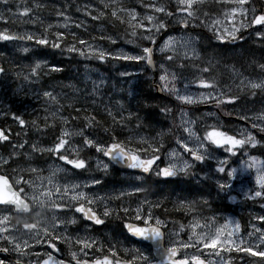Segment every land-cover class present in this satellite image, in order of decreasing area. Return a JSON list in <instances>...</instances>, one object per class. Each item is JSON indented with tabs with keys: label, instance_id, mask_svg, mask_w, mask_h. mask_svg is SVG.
Returning a JSON list of instances; mask_svg holds the SVG:
<instances>
[{
	"label": "snow or ice",
	"instance_id": "6c2138e0",
	"mask_svg": "<svg viewBox=\"0 0 264 264\" xmlns=\"http://www.w3.org/2000/svg\"><path fill=\"white\" fill-rule=\"evenodd\" d=\"M45 6L33 0L30 6L17 3L13 10L8 0H0V21L40 24L39 29L0 30V42L15 47V54L0 50V88L7 91L12 81V92L19 94L21 82L41 85L37 99L45 113L41 122L38 114L26 120L10 109L0 111V117L10 116L18 126L19 138L12 140L11 125L0 127V264H264V214H251L260 226L249 223L247 237L237 220L224 218L221 224L215 213L203 219L194 215L197 205L210 208L215 200L227 208L224 202H235L237 197L264 213V54L248 61V68L254 65L257 70L255 75L225 64L230 79L221 84L213 71L218 61L199 47L201 34L194 31L203 25L212 33L210 39L221 44L254 36L264 52V0H140L143 11L118 0H100L77 11L122 30L89 38L60 30L70 20L61 8L55 15L64 22L52 31L53 25L45 24L34 11ZM170 22L178 25L172 34L167 33ZM73 23L88 30L84 21ZM161 32L165 36L158 39ZM97 40L107 41L109 47ZM18 54L27 55L18 56L20 63L9 59ZM56 54H76L118 70L121 97L109 101L118 110L101 104L103 114L98 115L85 106L97 104L103 77L93 80L90 90L87 76L83 89L69 83L72 96L56 91L63 82L41 84L50 73L64 70L60 62L48 58ZM157 68L158 73L152 71L148 77L152 91L170 97L169 103L179 102L182 107L175 113V105L153 104L158 98L150 96H143L137 110L131 108L139 77ZM192 85L200 91H190ZM125 93L130 98L127 107ZM192 105L211 106L214 110L204 116L216 122L199 124L200 117H193L188 107ZM159 114L169 123L156 130L153 123ZM133 122L135 128L130 127ZM232 125L238 131L231 130ZM144 128L153 134H141ZM123 132L128 134L121 138ZM235 157L241 158L233 167ZM117 165L132 170L131 178L120 181L126 187L107 192L102 182ZM94 169L100 175L91 174ZM177 182L189 185L192 198L172 199L171 208L163 196L155 201L141 196L155 195L159 184ZM193 182L199 186L195 193ZM125 197L138 202L133 207ZM161 208L163 218L153 211ZM171 211L191 219L188 224L173 219L176 227L169 235L165 229ZM112 219L120 221L126 238H134L132 246L92 234Z\"/></svg>",
	"mask_w": 264,
	"mask_h": 264
},
{
	"label": "trees",
	"instance_id": "16d2710c",
	"mask_svg": "<svg viewBox=\"0 0 264 264\" xmlns=\"http://www.w3.org/2000/svg\"><path fill=\"white\" fill-rule=\"evenodd\" d=\"M33 0H8V6H11L13 10H15V6L17 3H19L21 6L28 4L29 6L32 4ZM41 3H44L46 6L44 9H35V14L40 16L45 24H52V31L57 30L56 24L63 23V17H57L55 15V9L61 8V10H64L66 14L70 17V20L68 21L67 27L60 29L61 31H72L76 32L79 36L84 38H89L91 35L96 34L100 35L102 32H108L110 34H115L118 31L122 30V26L117 25L116 27H113L112 25L107 24L106 21H92L90 17L84 16L81 11H77L78 7H83L87 4L97 5L99 4L100 0H40ZM107 2V0H105ZM118 2L123 3L126 6H133L136 7L138 10L143 11V9L140 8V0H118ZM144 2H146L144 0ZM165 3H167V0H164ZM67 5V8L64 9L62 6ZM2 10V9H0ZM7 15V12L4 13ZM94 14V13H93ZM75 22L84 21L87 26L88 30L85 31L83 28L77 29L75 27ZM4 27H8L12 30H21V29H39L40 24L39 21L37 24L31 25V24H21L19 19L16 20L15 23L12 22L10 19L7 24H5L3 21H0V30H2ZM178 28V26L173 25V23L170 22L169 29L170 28ZM195 32H198L201 34V45L200 48L204 49L208 56H213L218 63H230L235 65L236 67L242 68L244 71L251 73L252 75L256 74V69L254 65L251 69L248 68V61L255 57L257 60L260 59L261 55L264 54L262 52L261 46L258 42H256V38L249 37L246 41H235L234 43L230 42H216L214 39H210L212 36V33L208 32L203 25H201L199 28L194 30ZM165 36V32H161L158 39H161ZM97 44L109 47L107 41L103 40H97ZM121 45H123V41H119ZM126 48H131V45H125ZM0 50H5L6 52H12L15 54V47L14 44L9 42H0ZM19 55H27V54H18L9 57V59H16L18 63L22 62L19 60ZM50 60L58 61L62 64L63 71L62 73H55L51 74L47 77H44L41 81V84H59L60 82H63L64 87H57L56 91L60 92H66L68 96H72L74 93L71 89L67 87L69 83L76 85L77 87L83 89L84 88V79H85V73L87 68H94L96 70H99L105 75L104 83L100 87V91L102 93L101 96L97 97V104L96 105H85L86 107L93 108L98 115H102L103 113L100 110V105L103 104L105 106L115 107L117 110L119 108L118 105L110 104L109 101H115L116 99H120L121 93L118 91L121 88V77H119L118 70H114L111 64L108 65H101L98 61L94 60H88L83 57H80L76 54H68V55H49L48 57ZM203 59V57H202ZM0 61H2V58H0ZM264 62V61H262ZM192 69H188V72H192ZM214 71V69H213ZM215 72V71H214ZM217 73V72H216ZM55 77L53 80L52 77ZM218 78L220 80V76L218 75ZM113 85H115V88H113ZM152 80L147 79L146 75H141L139 77V81L137 83V98L134 100H131V108L133 110H137L140 105L143 104V96H150V97H157L158 101L154 100L152 101L153 104L159 102L161 104L168 103L169 107H173V113L178 111L182 105L179 104V102H176L174 100L169 103L170 97L164 95L163 97L157 96L156 92L152 91ZM22 91L19 94H14L12 92V88L15 87L14 82L9 81V84L6 86L7 91L4 90V88H0V111H6L10 109L11 111L16 112L17 114H22L26 120H30L37 117V114L40 117V120L42 122V118L45 115L44 111L42 110L40 101H35V98L37 96H34V99L29 97V90H28V84L21 82L19 85ZM36 87V89L40 88L41 85H32ZM182 86V85H178ZM92 86L87 85V88L90 90ZM123 87L125 89L128 88L127 84H124ZM111 93V95H109ZM82 95V93H81ZM91 99V97L87 98ZM130 98L127 96V94H124V101L125 106H128V100ZM139 102V103H138ZM31 103L35 105V109L32 110L27 107V105ZM83 103V101H81ZM201 105H192L188 106L192 110L193 117L199 116L200 119L198 121L199 124H202L204 119L202 115V109L200 108ZM158 112V109H157ZM65 114H67V109H65ZM73 126H77L78 122L73 121ZM168 118H166L163 114H159L155 117V121L153 123V128L156 130H159L161 126L164 127L168 126ZM5 124L12 126V140L15 142L19 138L16 136L15 132L18 128L17 125H14L11 117H0V127L4 126ZM131 128H135V122H133L132 125H130ZM119 131V130H118ZM141 131V134H147L151 136L153 132L149 128H144ZM29 134L31 135V129L29 128ZM127 132L120 133L121 138L127 136ZM41 139H46V137H40ZM107 138V137H105ZM29 142H31L29 140ZM3 150V149H2ZM167 148L163 149L161 151V158L163 159V151H166ZM258 154V153H254ZM96 175H100V173H97ZM121 177L119 172L116 170L114 174L108 175L105 177L104 181L102 182L103 189H106L111 186H118L120 185ZM160 191L157 192L155 195H151L149 193H144V195H147V198L150 200H157L160 198V196H163L165 198L166 205L171 208V200L175 199L177 197H185L187 196L189 199L192 197L189 195V185L185 183L177 182L175 184H159L158 185ZM193 193L199 191V186H195V182H193L192 185ZM155 191V189H153ZM204 191H207V189H204ZM125 199V198H124ZM133 198L131 199L133 204ZM130 201V200H129ZM115 206H119V201L112 202ZM210 204L212 205L210 208H206L202 205H197L198 211L194 214L197 216L207 215V214H214L219 212H230L232 209L231 207L224 208V206L219 202L215 200H211ZM224 204H228L224 202ZM157 214L163 216L165 215L163 208L156 210H153ZM169 216L168 221V227L170 229H174L176 227L175 224L172 223L173 219L180 220L182 223L187 224L189 220L191 219V216L184 217L183 213H177L175 211H171L167 213ZM113 223L116 225V230L121 231L120 228V221L118 220H108L107 224ZM124 235V234H123ZM125 236V235H124ZM125 239H130L129 237H125Z\"/></svg>",
	"mask_w": 264,
	"mask_h": 264
},
{
	"label": "rangeland",
	"instance_id": "374dc122",
	"mask_svg": "<svg viewBox=\"0 0 264 264\" xmlns=\"http://www.w3.org/2000/svg\"><path fill=\"white\" fill-rule=\"evenodd\" d=\"M145 1H146L145 3L149 2V0H145ZM173 25L178 26V25H176L174 23H173ZM176 29L177 28H173L172 27V28H170V29L167 30V33L168 34H172V33L176 32ZM176 34H179V33H176ZM199 47H200V41H199ZM225 64L233 65V64H230V63H218L217 62L216 65H215V67H214V71L217 72L218 75L220 76V82H221V84L228 83V81L230 79V72H229L228 69H226L224 67ZM236 68H238L241 71H243L245 73V75H251V73L244 71L242 68H240L238 66ZM129 70L131 71L133 69H129ZM156 70H157V73H158V68ZM143 75H146V78L149 79L148 77L151 75V71L149 70L148 72H146ZM86 76L88 77V79H87V85H90V86H92V81L95 80V79H98L100 77H103L105 79V75L102 72H100L99 70H96L94 68H91V67L90 68H87L86 73H85V77ZM189 78H191V77H189ZM84 81H85V79H84ZM103 83H104V81H103ZM103 83L100 85V87L103 85ZM28 90H29V95H30L29 97L30 98L32 97L34 99V96H37V89H36V87L28 84ZM190 91L199 92L200 89L196 85H192L190 87ZM35 101H39V100L37 98H35ZM27 107L30 108V109H32V110L35 109V105H33L31 103H29L27 105ZM200 108H201V106H200ZM256 108L257 109L259 108V104L256 105ZM206 111H213V109L210 107V108H205L204 111H202L203 118L205 119V121L203 123H205V122H207L208 124L215 123L216 121L213 118L204 116V113ZM221 119L225 121V119H223L222 117H221ZM231 130H237L238 131V128L235 125H232L231 126ZM0 151H2V148H0ZM220 154L223 155L222 151H221ZM240 158L241 157L232 158L231 166L235 167L239 163V159ZM101 159L102 160H105V162H107L106 158L101 157ZM91 163L93 165H95V161L94 160L91 161ZM118 172L120 174V177H121V180L122 181H128L131 178L130 177V173L120 172V171H118ZM91 174H93V175H96L97 174V172L95 171V169L93 170V172ZM81 179H82V177H81ZM122 187H126V185L121 183L118 186H115L114 185V186L108 187V188H106L104 190H106L107 192H111L114 188L115 189H119V188H122ZM93 191H97V187L96 186L93 187ZM141 196H146L147 197V195H144V193H141ZM131 199L132 198L125 197L126 204H128V203H131L132 204ZM133 199L134 200H133L132 206L134 207L135 206V202H138V201L135 200V197H133ZM225 202L228 203L227 205L229 207H231L232 210L230 212H219V213H217L216 214V219H217V221L219 223L222 224L223 223V219L224 218H228V219H231V220H237L241 224V221H240L239 217L242 218L247 223V224L244 223L243 225L241 224V232H242V234H243L244 237H247V232L249 231V229H248L247 226H248L249 223L255 224L257 227L260 226V222L259 221H252L250 219L251 214H257V215L264 214L259 209L258 205L252 204L251 202H248L247 205H245L246 203L243 202L242 200L237 205L236 204L235 205L230 204L229 201H225ZM210 215H213V214H207V215L205 214V215H202V216H199V217L201 219H203L204 217L210 216ZM13 223H15V218L13 219ZM169 230H170V228L167 225L165 231L166 232H169V235H170V231ZM92 234L93 235L99 234L100 236H103L105 239H109V238H113L114 237L115 238L114 242L123 243L125 246H132V244L134 243V240L131 239V238L129 240L128 239H124L125 236L123 235V233L120 232L119 230H116V225L113 224V223H110L109 225L106 224L104 227H102V228L99 229V232L98 233L94 231V232H92ZM182 238H185L186 239V236H184L182 234ZM167 239H168V237L166 236L165 240L167 241ZM119 243H118V246H119ZM61 247H63V245H61ZM36 250H39V249L37 248ZM25 259L27 260L28 258H25Z\"/></svg>",
	"mask_w": 264,
	"mask_h": 264
},
{
	"label": "water",
	"instance_id": "95a60500",
	"mask_svg": "<svg viewBox=\"0 0 264 264\" xmlns=\"http://www.w3.org/2000/svg\"><path fill=\"white\" fill-rule=\"evenodd\" d=\"M152 71H156V70H152ZM158 95H160V96H162L163 94H161V93H157ZM118 170H121V171H128V172H131L132 170H129V169H126V168H124L123 166H120V165H117V166H115ZM238 201H239V197H237V200L235 201V202H232L233 204H235V203H238Z\"/></svg>",
	"mask_w": 264,
	"mask_h": 264
},
{
	"label": "flooded vegetation",
	"instance_id": "af4514ba",
	"mask_svg": "<svg viewBox=\"0 0 264 264\" xmlns=\"http://www.w3.org/2000/svg\"><path fill=\"white\" fill-rule=\"evenodd\" d=\"M209 107H210V106H205V105H204V108H209Z\"/></svg>",
	"mask_w": 264,
	"mask_h": 264
}]
</instances>
